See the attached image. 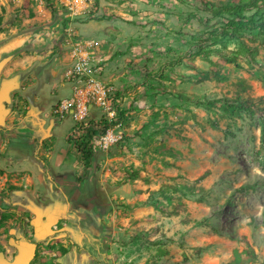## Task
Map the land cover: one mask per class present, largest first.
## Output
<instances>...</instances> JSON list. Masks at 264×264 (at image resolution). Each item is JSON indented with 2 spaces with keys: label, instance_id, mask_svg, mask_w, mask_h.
Returning <instances> with one entry per match:
<instances>
[{
  "label": "rangeland",
  "instance_id": "obj_1",
  "mask_svg": "<svg viewBox=\"0 0 264 264\" xmlns=\"http://www.w3.org/2000/svg\"><path fill=\"white\" fill-rule=\"evenodd\" d=\"M207 17L198 0H0V80L21 78L6 121L26 117L34 93L48 111L55 83L69 82L70 95L83 85L70 75L77 44L83 51L93 44L96 77L113 87L116 108L125 110L105 128L120 136L114 145L103 151L90 140L87 197L50 232L39 235L32 212L4 203L10 182L0 178V248L8 258L13 237L34 247L30 264L72 262L83 247L78 241H86L83 231L92 256L85 263L264 264V116L229 106L246 100L264 107V40L250 42L256 50L237 54L235 63L216 53L188 57L199 31L220 23H204ZM236 49L232 43L225 53ZM22 85L32 87L25 96ZM89 110V125L68 134L78 152L88 129L98 136L104 127L97 109ZM70 118L53 124L56 144L65 141ZM130 166L138 177L126 178ZM61 247L73 251L69 260Z\"/></svg>",
  "mask_w": 264,
  "mask_h": 264
},
{
  "label": "crops",
  "instance_id": "obj_2",
  "mask_svg": "<svg viewBox=\"0 0 264 264\" xmlns=\"http://www.w3.org/2000/svg\"><path fill=\"white\" fill-rule=\"evenodd\" d=\"M14 76H17L20 83L21 78ZM55 86V89L52 88L55 91L50 93L51 97L47 101L50 103L48 111L44 112V107L37 105L41 96L34 93L28 117L12 119L9 122L5 118L4 123L0 124V178L4 179V183L10 182V189L5 190V197L2 199L5 204L15 209L24 210L27 214L32 212L34 218L30 221L39 235L50 232L64 217H70L69 207L78 204L79 200L86 199L87 196L82 190L89 185L87 175L92 174V155L89 164L78 162L82 159L81 153L75 151L74 145L67 141L68 134L74 127L71 118L72 123L66 130L65 141L60 140V144H56L58 137H55L56 127L53 124L63 125L65 118L54 117L50 111L60 99L70 95L72 85L60 81L55 83ZM31 88H24L23 85L19 87L22 96L28 94ZM36 88L37 86H34V89ZM51 98L54 99L53 102ZM93 106L97 109L98 116L99 108ZM44 113H48V117ZM88 117L92 118L89 115ZM81 165L84 168L80 167ZM76 172L84 176L81 182L76 183V176H81ZM78 235L86 239L83 243L78 241L84 248L76 254V260L66 264H91L82 260L86 256L92 257L88 252L91 249L90 235L83 231ZM78 235L71 232L73 238ZM72 252L68 250L64 259L69 260Z\"/></svg>",
  "mask_w": 264,
  "mask_h": 264
},
{
  "label": "trees",
  "instance_id": "obj_3",
  "mask_svg": "<svg viewBox=\"0 0 264 264\" xmlns=\"http://www.w3.org/2000/svg\"><path fill=\"white\" fill-rule=\"evenodd\" d=\"M198 9L206 13L208 17L204 23L209 22L212 19H220V23L213 25L209 28L202 29L198 35L192 40L193 46L196 47L195 51L188 55V57L201 56L204 60H209L211 53H216L219 57L229 62H236L237 54H248L251 56L256 50L255 47L251 46L250 42L263 41L264 40V0H198ZM53 10V9H52ZM198 18L197 14H190L189 17ZM235 44L237 49L232 55H226L230 44ZM181 58H178L172 63H180ZM150 76V74H147ZM167 75L162 74V78H166ZM207 76V72H202V79ZM231 108H237L248 115L259 112L264 116V107H257L253 103H249L244 100L241 104H230ZM125 110L117 109V115L113 119V124L118 123L121 119L125 118ZM104 123L106 128V121L100 119L99 125ZM148 123L144 124L147 127ZM96 130L88 129V138L81 141L79 145L80 153L84 162H88L92 155V148L90 146V140L96 138ZM264 133V131H262ZM138 136L143 137V133ZM170 156H176L180 154L177 151H167ZM127 179L138 177V168L130 166L129 169L124 171ZM183 185L178 186L174 190H181ZM156 209H161L158 204H152ZM202 222L198 221L200 225ZM249 255L256 258V254L248 246ZM61 255H65L68 251L67 248L61 247L59 249Z\"/></svg>",
  "mask_w": 264,
  "mask_h": 264
},
{
  "label": "built area",
  "instance_id": "obj_4",
  "mask_svg": "<svg viewBox=\"0 0 264 264\" xmlns=\"http://www.w3.org/2000/svg\"><path fill=\"white\" fill-rule=\"evenodd\" d=\"M88 50L83 51L80 44H77L72 52L74 61L70 70L73 78H78L77 82H83L82 86L75 85L71 95L60 99L51 109L50 113L54 117L63 119L70 116L74 125L88 126L91 119H88L89 107L95 105L99 108L100 116L107 125L113 123L117 115L114 89L112 86L103 85L96 77L97 68L93 63V44L88 43ZM120 138L113 128L105 129L94 140L97 149L106 151Z\"/></svg>",
  "mask_w": 264,
  "mask_h": 264
},
{
  "label": "water",
  "instance_id": "obj_5",
  "mask_svg": "<svg viewBox=\"0 0 264 264\" xmlns=\"http://www.w3.org/2000/svg\"><path fill=\"white\" fill-rule=\"evenodd\" d=\"M4 63V60L0 61V71ZM18 85L19 81L17 80V76L3 78L0 81V124L4 123V119L9 112L6 103L10 102V92L17 88ZM9 242L16 248L17 253L11 261L0 253V264H28L30 259L34 256V247L23 243H17L12 238Z\"/></svg>",
  "mask_w": 264,
  "mask_h": 264
},
{
  "label": "flooded vegetation",
  "instance_id": "obj_6",
  "mask_svg": "<svg viewBox=\"0 0 264 264\" xmlns=\"http://www.w3.org/2000/svg\"><path fill=\"white\" fill-rule=\"evenodd\" d=\"M13 76H14V75H13ZM10 77H12V76H10ZM7 78H9V77H7ZM1 80H2V79H1ZM1 80H0V81H1ZM13 97H14V93H13V91H11V92H10V101H12V102H13ZM8 106H9V105L6 103V107H8ZM13 106H15V104L12 103V104H11L10 111H9V113L7 114V116L10 115ZM7 122H9V121H7ZM8 189H10V187H8ZM8 189H6V190H8ZM59 221H60V220H59ZM59 221H58V222H59ZM33 229H34V228H33ZM33 229H32V230H33ZM10 239H11V238L8 239V243H9V245H10V246L12 247V249H13L10 258H8V257L3 253L2 249L0 248V253L3 254V256H4L6 259H8L9 261L13 260L15 254L17 253L16 248H15L13 245L10 244V242H9ZM12 239H14V241H16L17 243H22V241H21L20 239L13 238V237H12ZM23 244H25V243H23ZM32 259H33V257L30 259V261H29L28 264H30V262H31Z\"/></svg>",
  "mask_w": 264,
  "mask_h": 264
}]
</instances>
